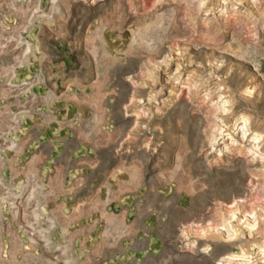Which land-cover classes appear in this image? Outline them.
<instances>
[{
	"label": "rangeland",
	"instance_id": "rangeland-1",
	"mask_svg": "<svg viewBox=\"0 0 264 264\" xmlns=\"http://www.w3.org/2000/svg\"><path fill=\"white\" fill-rule=\"evenodd\" d=\"M0 264H264V0H0Z\"/></svg>",
	"mask_w": 264,
	"mask_h": 264
}]
</instances>
